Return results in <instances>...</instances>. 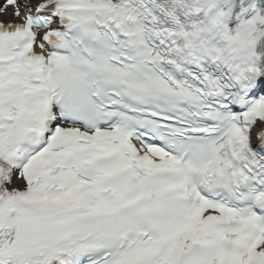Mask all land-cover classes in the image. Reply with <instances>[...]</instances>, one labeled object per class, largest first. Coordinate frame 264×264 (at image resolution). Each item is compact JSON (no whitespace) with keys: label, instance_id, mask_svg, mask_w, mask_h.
<instances>
[{"label":"snow or ice","instance_id":"obj_1","mask_svg":"<svg viewBox=\"0 0 264 264\" xmlns=\"http://www.w3.org/2000/svg\"><path fill=\"white\" fill-rule=\"evenodd\" d=\"M0 264H264V0H0Z\"/></svg>","mask_w":264,"mask_h":264}]
</instances>
